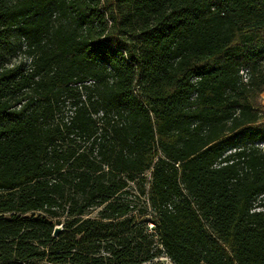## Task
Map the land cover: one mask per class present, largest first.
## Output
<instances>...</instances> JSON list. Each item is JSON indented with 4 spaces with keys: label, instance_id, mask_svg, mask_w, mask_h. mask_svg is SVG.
<instances>
[{
    "label": "trees",
    "instance_id": "obj_1",
    "mask_svg": "<svg viewBox=\"0 0 264 264\" xmlns=\"http://www.w3.org/2000/svg\"><path fill=\"white\" fill-rule=\"evenodd\" d=\"M262 94L264 0H0V264H264Z\"/></svg>",
    "mask_w": 264,
    "mask_h": 264
},
{
    "label": "rangeland",
    "instance_id": "obj_2",
    "mask_svg": "<svg viewBox=\"0 0 264 264\" xmlns=\"http://www.w3.org/2000/svg\"><path fill=\"white\" fill-rule=\"evenodd\" d=\"M23 54H22V51H16L14 54L13 53H7L6 54V58L10 60V62L12 63H18L20 60H23ZM261 100H262V106H264V95L261 96ZM65 111L68 113L67 109H65ZM261 146H264V144H261ZM145 177H146V182L145 184L142 186V188H144V192L147 193L148 191V183L150 178H149V173H146L145 174ZM139 186H136V185H133V184H130L129 185V192H130V195L128 196V201L129 202H133L135 207H136V210L134 211V214H138V211L139 210H147V213H151V210L149 208V205L147 203V196H146V193L142 196L141 193H140V189L138 188ZM260 202L264 203V196H262L260 199H259ZM262 210V209H260ZM97 215V211L94 210L92 211L88 217L90 218H93ZM150 218V215L146 216L145 219H149ZM149 229L151 228V225L149 223ZM161 262H164L165 264H171L169 262V260L167 258H160L159 259Z\"/></svg>",
    "mask_w": 264,
    "mask_h": 264
},
{
    "label": "water",
    "instance_id": "obj_3",
    "mask_svg": "<svg viewBox=\"0 0 264 264\" xmlns=\"http://www.w3.org/2000/svg\"><path fill=\"white\" fill-rule=\"evenodd\" d=\"M61 230H62V229H61L60 226H56L55 229H54V233H53V235H54V236H58V234L60 233Z\"/></svg>",
    "mask_w": 264,
    "mask_h": 264
},
{
    "label": "crops",
    "instance_id": "obj_4",
    "mask_svg": "<svg viewBox=\"0 0 264 264\" xmlns=\"http://www.w3.org/2000/svg\"><path fill=\"white\" fill-rule=\"evenodd\" d=\"M262 95H264V94H262Z\"/></svg>",
    "mask_w": 264,
    "mask_h": 264
}]
</instances>
